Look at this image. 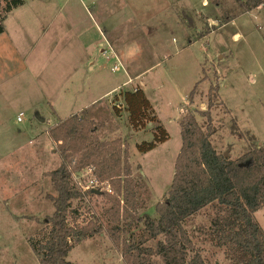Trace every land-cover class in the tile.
Returning <instances> with one entry per match:
<instances>
[{"label": "rangeland", "instance_id": "1", "mask_svg": "<svg viewBox=\"0 0 264 264\" xmlns=\"http://www.w3.org/2000/svg\"><path fill=\"white\" fill-rule=\"evenodd\" d=\"M26 1L24 9L36 8L43 14L20 16L23 23L33 25L30 28L41 23L34 28L38 31L34 46H25L33 53L21 50L19 57L8 61L4 51L8 55L15 49L9 42L6 48L0 46V264H39L28 241L42 243L47 237L45 220L54 212L47 196H56L47 173L60 163L59 144L49 129L77 113L82 102H97L82 111L101 123L96 131L99 138L125 141L130 173L137 184L136 215L140 218H156L155 206L169 191L181 148L180 126L178 129L176 124L179 110L182 117L193 113L202 128L206 118L199 113L208 110L215 128L212 145L232 160L264 143V0L263 5L249 12L240 7L243 0H68L82 22L77 28L72 26L76 42L72 44L74 58L69 63L59 62L66 59V51H60V46L55 51L47 42L46 31H41L48 22L43 17L53 16L46 13L45 4L61 6L65 0ZM93 1V20L99 23L104 38L89 25L87 16L81 15L82 7ZM3 6L0 0V9ZM225 17L228 21L222 24ZM16 19L15 11L7 13L3 22L7 36L0 35V43L10 36L16 39ZM78 32L84 34V43L92 41L96 47L92 54L80 48L83 41L77 38ZM101 47L104 52L97 53ZM116 65L118 69L113 71ZM141 70L148 71L141 81L147 84L151 96L170 101L169 112L161 111L159 116L155 113L169 139L143 154L136 152L135 145L150 141L152 136L147 131L131 132L125 111L121 110L118 117L114 114V108L122 107L119 91L132 90L137 85L124 82ZM75 74L84 76L80 84L75 83ZM117 85L115 93L107 94ZM154 85L158 86L156 95ZM81 88L88 89L87 95L76 102L70 93ZM208 92L213 95L209 108ZM18 114L21 116L17 122ZM235 128L241 136L232 134ZM74 176L82 185L89 177L84 170ZM107 201L97 195L73 200L71 208L78 210L76 223L111 226L107 214L111 204ZM253 217L264 231V208ZM203 221L200 215L192 223ZM118 226L119 246L103 230L91 238L71 242L66 260L71 264H126L121 242L129 241L131 233H135L136 240L142 227L133 222L128 230L122 219ZM204 248L208 264H231L222 250L208 245Z\"/></svg>", "mask_w": 264, "mask_h": 264}, {"label": "trees", "instance_id": "2", "mask_svg": "<svg viewBox=\"0 0 264 264\" xmlns=\"http://www.w3.org/2000/svg\"><path fill=\"white\" fill-rule=\"evenodd\" d=\"M262 1L243 0L240 7L249 12ZM3 3L0 35L5 33L3 22L7 13L24 0ZM227 21L225 17L222 24ZM212 96L208 92V108ZM118 97L122 107L114 108L115 117L125 111L132 131H147L152 136L150 141L137 143L136 152L146 153L169 139L139 86L119 91ZM199 114L206 118L203 128L193 113L183 116L179 124L181 148L166 198L155 206L156 218L136 215L137 184L130 173L125 141L99 138L96 131L101 123L89 118L86 110L50 127L52 139L59 144L60 163L47 173L56 193L47 196L54 211L45 220L47 237L42 243L28 241L39 264H71L66 260L71 242L83 241L103 230L118 245L120 219L128 230L133 222L142 227L136 240L135 233H131L129 241L121 242L126 264H208L204 257L206 245L222 250L231 264H264V231L253 217L264 208V143L249 148L237 160L224 157L212 145L215 128L208 110ZM232 134L241 136L236 128ZM87 168L98 183H107L111 192L100 187L79 190L72 181L73 175ZM88 195L104 197L111 204L107 210L111 226L76 223L78 210L71 208L72 201ZM200 215L204 221L192 223ZM193 238L203 246L198 247ZM148 242L153 245H147Z\"/></svg>", "mask_w": 264, "mask_h": 264}, {"label": "crops", "instance_id": "3", "mask_svg": "<svg viewBox=\"0 0 264 264\" xmlns=\"http://www.w3.org/2000/svg\"><path fill=\"white\" fill-rule=\"evenodd\" d=\"M67 1L68 0H65L63 2V4H61V6H55V7L53 5L45 4V6H44L45 8L44 9H46V13H49V14L51 13V15H53V16L49 17L48 19L43 17V21L44 20H48V22L46 24V27H44V25L42 26L43 29H41V31H44V30L46 31L47 38H48L47 42H48L49 45L52 46V48L55 51L58 50V46H60V48H59L60 51H62V49H64L66 51V53H67L66 59L62 58L64 60L61 59L59 62L63 61V62L69 63V61L73 60V58H74L73 53L71 51H73V49H74L72 47L73 42H76V38L72 36L73 35L72 34L73 33L72 32V26H75V28H77V26H79V24L82 25V22L75 15V12H74L75 8H72L71 6H69L67 4ZM263 3H264V1H263ZM263 3H262V5H263ZM26 4H27V1L24 0V3L21 6L11 10V11H15L16 14H17L16 23H15V25H13V27L15 29V32H14V30H11L12 32H14L16 34V39L14 40L13 36H10V37H8V41L0 43V46H4V48H6L5 44L7 42H9L10 45L13 46V48L15 49L16 53L14 52V53H11V54H8V55L5 54L6 51H4V58L8 59V61H9V59L11 57H14V56L19 57L20 55H19L18 52H21V50H23L26 54L33 53L32 49H29V50L26 51L25 50V46L26 45L28 47L34 46V41L36 39V34L38 33V31L36 29L40 27L41 23H40L39 27H38V25L36 27H34L36 29L30 28L29 26H33V25L29 24L27 22L23 23V21L20 19V16H22L25 13H27V14L36 15V17H38L40 12L37 11L36 8H32V7H28V8L24 9L23 7ZM95 4H94V1H93V2L90 3V6L82 7L84 13L81 14V15H84L85 17L87 16V18L89 20V25L93 26L95 28V30H97V32H99L100 37L104 38L105 35L102 32V30H100L99 23L97 24L96 20H93L94 16H93V13L91 11H92V8H94ZM40 15L43 16L42 13H40ZM99 20H100V24H102V18L99 17ZM38 21H39V19H37V22ZM6 23H7V21H6ZM55 23L57 25H55ZM62 29H65V30H64L63 37L61 38ZM5 30H8V29L4 28V32H5ZM58 34H59V36H58ZM2 35L7 36V33L5 32ZM82 35H84V34H82L81 32L76 33V36H78L77 38L79 40L83 41V43L80 46V48L82 50H85L88 54L89 53L92 54L93 50L94 51L96 50L95 49L96 47L93 46L92 41L89 42V43H84L85 39L82 38ZM233 38L234 39L237 38V34H235L233 36ZM56 40L58 42H56ZM98 44L100 45V43H98ZM98 52L99 53L100 52H104V49L101 47V48L97 49V53ZM25 53H23V54H25ZM29 55H31V54H29ZM22 56H24V55H22ZM84 56L87 57V55H84ZM78 58H79V56L76 59H78ZM89 63H91V62H89ZM91 65H92V63H91ZM147 72L148 71H146V70L145 71L144 70L137 71L135 73V75L132 77V78H134V80H132V78L128 77L127 81L124 82V83H128L129 84L131 81L136 83L142 89L143 93L145 94L146 98L150 101L152 107L155 110V113H157L158 116H159L161 111L162 112H166V111L169 112L170 111V101L165 99L166 101L162 102L160 100H157L154 96H151V94L148 92L147 84L141 81L142 78H144V76L147 74ZM74 77H75V79L76 78L78 79L77 81H75V83H78V84H80L81 81L84 80V78H83L84 76H82V75L78 77V74H75ZM85 79L87 80L86 77H85ZM137 85H135V86H137ZM153 88H154L153 93H155V95H156L157 90H158V86L154 85ZM117 89H119L118 85H117V87L111 88L107 94H113V93H115V91H117ZM86 91H88L87 88L86 89L85 88H81V89H78V90L72 89V91H71L72 93H70V94H74L75 95L74 99L77 102V101L81 100L82 98H84L87 95ZM95 101H96L95 99H90V101H87L86 103L82 102L81 105H78L79 106L78 107L79 110L77 111V113L82 111V109H84V108H87L89 106H93V105L97 104V102H95ZM181 114H182V111L179 110V117L176 120V124H177V128L178 129H179V121H180V119H182L181 118L182 117ZM167 118H169L171 120L170 115ZM165 121H167V120H165ZM163 124H164V122H163ZM164 126H165V124H164ZM165 128L167 129L166 126H165ZM131 132H133V131H131ZM138 132H136V133H138Z\"/></svg>", "mask_w": 264, "mask_h": 264}, {"label": "built area", "instance_id": "4", "mask_svg": "<svg viewBox=\"0 0 264 264\" xmlns=\"http://www.w3.org/2000/svg\"><path fill=\"white\" fill-rule=\"evenodd\" d=\"M118 66H114L113 67V71H117ZM20 116L21 114H18V116L16 117V121H20ZM86 174H88V178L86 179V181H84V184L82 185V183L79 181V179L77 177L74 176L73 180L75 185L77 186V188L81 191L86 190V189H96V188H102L103 190H105L106 192H111L109 191V185L105 182L103 183H98V181L92 176L91 173V169L87 168L84 171Z\"/></svg>", "mask_w": 264, "mask_h": 264}, {"label": "water", "instance_id": "5", "mask_svg": "<svg viewBox=\"0 0 264 264\" xmlns=\"http://www.w3.org/2000/svg\"><path fill=\"white\" fill-rule=\"evenodd\" d=\"M224 157H227V154H224Z\"/></svg>", "mask_w": 264, "mask_h": 264}]
</instances>
